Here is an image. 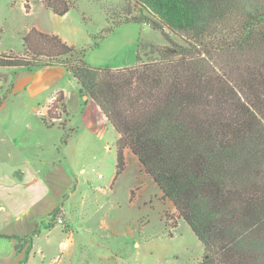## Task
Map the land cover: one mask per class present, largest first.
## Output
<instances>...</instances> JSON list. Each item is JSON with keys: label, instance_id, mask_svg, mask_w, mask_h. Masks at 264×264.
<instances>
[{"label": "trees", "instance_id": "trees-1", "mask_svg": "<svg viewBox=\"0 0 264 264\" xmlns=\"http://www.w3.org/2000/svg\"><path fill=\"white\" fill-rule=\"evenodd\" d=\"M42 1L59 17L73 7ZM126 1L140 15L119 24L148 25L167 42L148 63L92 67L86 50L32 29L25 54H1L0 68L64 66L118 134L116 177L131 150L202 243L198 264H264V0ZM32 35L44 50L31 57ZM53 107L69 118L63 93Z\"/></svg>", "mask_w": 264, "mask_h": 264}, {"label": "rangeland", "instance_id": "rangeland-1", "mask_svg": "<svg viewBox=\"0 0 264 264\" xmlns=\"http://www.w3.org/2000/svg\"><path fill=\"white\" fill-rule=\"evenodd\" d=\"M67 1L73 6L68 16H54L52 20L42 22L40 15L33 19L26 17V0H0V55L24 53V39L31 32L35 21L50 33L64 37L68 45L78 50H86L88 62H94L91 65H117L120 58L128 56L132 50L136 61L134 52L138 39L139 65L156 57L153 54L155 48L167 46L161 33L148 25L119 24L128 21L130 17L140 15L138 9L126 0ZM109 27H113L112 30L103 33ZM168 34L174 41L181 42L175 33L168 31ZM33 37L32 35L30 41L31 57L33 52L41 53L44 50L42 41ZM131 40L134 45H131ZM46 60L43 58L41 62ZM6 72L7 69H0V74ZM1 78L6 80L0 81V107L9 96L10 83V78L0 76V80ZM12 102L11 99L6 108L0 110V134L9 138L11 143L5 147L0 145V234H17L18 230L21 233L23 227L17 220L22 215L34 213V188H37V185H31L28 181L32 174L41 169L40 163L34 159L37 155L32 153L34 149L25 151V146H16L15 138L20 135H24L23 139L25 135L29 138L31 135L36 136L37 132H53L51 137L45 139L49 147L57 145L56 148L52 147L53 157H59L65 170L71 169L78 175V169H86V174L80 176L82 179L79 186L81 197L85 199L84 206L75 198L67 204L70 209L68 215L63 213L61 208H57L60 212L56 217L48 214L39 220V224L31 233L18 238L21 242L29 240L32 236L39 235L38 230H41L44 241V226L46 229L58 227L56 232L60 234L61 230L69 232L70 216L72 229L80 231L82 227H90L89 230H81L79 235L82 237L80 240L87 243V247L83 249L79 245L73 249L72 256L61 252L57 247L49 250L51 255L45 260H41V256L37 255L36 259H31L26 264H100L99 257L105 258L101 264H198L203 259L205 250L202 243L144 171L138 175L133 198L127 188L134 182V166L127 176L116 181L112 190L111 182L116 173V146L113 134L117 133L114 129H111L113 132H108L104 141L83 137L77 157L69 159L73 165L71 168L68 161H63L69 150L65 154L58 151L61 149L58 142L60 134H70L69 118L62 111L55 110L52 105L49 111L52 117L56 118L47 117L54 125L48 130L44 123L40 124L31 114L18 112ZM106 143L110 145L111 150L105 148ZM20 169L28 175L26 183H20L23 175ZM99 175H102V178H99ZM87 179L89 184L85 181ZM67 200L68 197L65 196L61 205L67 203ZM59 218L63 220V224L57 223ZM9 241L0 237V248H11L12 243ZM57 256L55 263L53 258Z\"/></svg>", "mask_w": 264, "mask_h": 264}, {"label": "crops", "instance_id": "crops-1", "mask_svg": "<svg viewBox=\"0 0 264 264\" xmlns=\"http://www.w3.org/2000/svg\"><path fill=\"white\" fill-rule=\"evenodd\" d=\"M24 10L28 19H33L37 15H40L42 22H47L48 20H52L54 16H57L52 9L48 8L43 3L42 0H36L35 3H31L29 0H26ZM69 13L63 17L68 16ZM35 22L36 23L33 25L32 29H36L44 34L55 35L44 29V27H41V25H38L37 21ZM57 36L68 44L64 37L59 34ZM130 43L131 45H134L132 40ZM139 43L140 41L138 39V41H136V49L134 52L136 61L133 57V50L128 56H122L117 65H91L94 64V62H88L87 58H85V60L88 65L97 68H110L114 70L131 68L136 66L138 62L137 56L139 53ZM24 54L25 52L20 53V55ZM0 69H7V72L0 74V76L10 78V83L8 84L9 96L6 98V101L1 104L0 110H4L7 106V102L12 99V104L16 107L18 112L27 113L28 115L31 114L39 120L40 124L43 125V118L47 116L50 107L55 102L56 97L59 93H63L65 104L69 112L71 130L70 137L66 144H63L65 132L63 135L60 134L58 142L61 144L59 147L61 149L58 151H63L65 154L66 151L69 150V153L67 155L65 154L63 159L64 162H69V167L73 168L69 159L77 157L78 152L80 151V144L82 142L81 139L83 137H93L94 139L104 141L108 136V132H113L111 129L114 128L110 125L100 107L93 100L83 98L81 96V87L78 81L64 66L53 65L37 68L33 71L26 69ZM2 80L5 82L6 79L1 78L0 81ZM52 133L53 132H37L36 136L31 135L28 138V136L25 135V138L23 139L24 135H20L19 137L17 136V139H14L16 146H25V151L34 149L32 153L34 155L37 154L34 159H36V162L40 163L41 169L37 170L36 174H32L28 181L31 185H37V188H34V213L32 215H30V213L22 215L21 218L17 220L18 224L23 227L21 233L18 230L19 233L17 234L5 233V235L17 237L26 236L35 229V226L39 224V220L45 218L57 208H61L63 213L68 215L70 213V209L67 207V204H70V202L74 201L75 198L80 200L82 206L85 204V199L84 197H81L82 193L80 192L79 186L80 179H82L80 176L86 174V169L85 167L78 169L79 175L76 171L74 172L71 169H69V171L71 170V173H69L67 168V171L65 170V167H63L62 164L63 162L58 159L59 157H53V148H56L57 145H53L52 148L45 143V139L49 136L51 137ZM113 135V142L116 144L118 134ZM0 137V145L5 147L6 145L11 144L8 140L9 138L1 136V134ZM105 148H109L111 150L108 143H106ZM125 156L127 160V169L119 177H116L115 173L111 186L112 188L116 186V181L119 178L127 176L130 170H133L135 167L136 170H133L134 182H132L127 188V191L130 193V197L133 198V191L135 190V184H137L138 175L139 173H143L144 170L139 160L131 150L127 149L125 151ZM2 163H4L3 160ZM22 173L23 175L20 179V183H26L28 175L26 172L22 171ZM85 181L88 184L90 183L88 179ZM112 190H114V188ZM65 196L68 197L67 203L61 205V200ZM1 208L2 207L0 206V209ZM68 217V225L70 227L69 232L61 230L62 234H60L56 232L58 227L46 229L44 226L46 232L44 241L42 240L43 231L41 230H38L39 235L32 236L26 241L21 242L19 239H8L12 245L11 248L7 250L5 248H0V264H26L31 259H36L37 255L41 256V260H45L46 257L51 255L49 250L56 249L57 247L61 252L68 253L69 256L73 255V249L79 245L81 246L80 248L85 249L87 247V243L82 242L80 240L82 237L79 235L81 230L86 231L87 229L89 230L90 227H82L80 231L74 230L71 227V217ZM12 231H14V229H12ZM57 258L58 256L54 257L53 262L57 263ZM104 259L105 258L99 257L98 263L101 264ZM41 262L44 263V261Z\"/></svg>", "mask_w": 264, "mask_h": 264}, {"label": "built area", "instance_id": "built-area-1", "mask_svg": "<svg viewBox=\"0 0 264 264\" xmlns=\"http://www.w3.org/2000/svg\"><path fill=\"white\" fill-rule=\"evenodd\" d=\"M99 178H102V175H99ZM57 223H58V224H63L64 222H63V220H62L61 218H59V219L57 220Z\"/></svg>", "mask_w": 264, "mask_h": 264}]
</instances>
